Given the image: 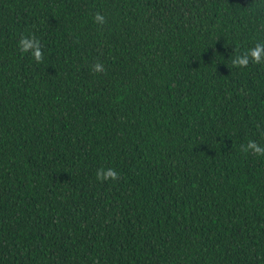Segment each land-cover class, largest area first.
I'll return each mask as SVG.
<instances>
[{
    "label": "trees",
    "instance_id": "16d2710c",
    "mask_svg": "<svg viewBox=\"0 0 264 264\" xmlns=\"http://www.w3.org/2000/svg\"><path fill=\"white\" fill-rule=\"evenodd\" d=\"M258 44L264 0H0V264H264Z\"/></svg>",
    "mask_w": 264,
    "mask_h": 264
},
{
    "label": "clouds",
    "instance_id": "9594fccd",
    "mask_svg": "<svg viewBox=\"0 0 264 264\" xmlns=\"http://www.w3.org/2000/svg\"><path fill=\"white\" fill-rule=\"evenodd\" d=\"M96 21L100 24L104 23V17L99 13L95 17ZM19 47L22 52L29 53L31 52L32 56L37 60H42V52L40 48L39 41L34 38H24L19 42ZM249 56L252 58L253 62L259 64L264 62V45L258 44L254 49H251L250 52L242 57H237L233 63L239 67H246L249 63ZM96 71H101L102 68L99 64L96 65ZM248 148L252 149L255 153L264 154V148L258 146L256 143H249ZM118 174L113 169H101L97 172V179L101 181L106 180H117Z\"/></svg>",
    "mask_w": 264,
    "mask_h": 264
}]
</instances>
